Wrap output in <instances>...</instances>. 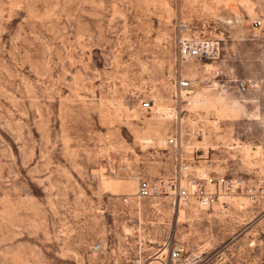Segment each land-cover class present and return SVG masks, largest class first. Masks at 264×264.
Listing matches in <instances>:
<instances>
[{"label":"rangeland","instance_id":"1","mask_svg":"<svg viewBox=\"0 0 264 264\" xmlns=\"http://www.w3.org/2000/svg\"><path fill=\"white\" fill-rule=\"evenodd\" d=\"M178 24L217 59L180 61ZM179 157L242 185L136 197ZM175 243L264 264V0H0V264H161Z\"/></svg>","mask_w":264,"mask_h":264},{"label":"built area","instance_id":"2","mask_svg":"<svg viewBox=\"0 0 264 264\" xmlns=\"http://www.w3.org/2000/svg\"><path fill=\"white\" fill-rule=\"evenodd\" d=\"M255 24L257 25L259 22H255ZM174 40L176 54L180 61L204 63L217 59V51L214 45L206 40L193 37L190 29L183 24L177 25ZM195 83L189 78L179 76L175 82L176 98L179 101L188 99V105L196 106L198 102L194 99ZM237 88L244 90L245 84L239 83ZM142 108L145 110L150 109V102L142 103ZM166 144L175 151L179 150L175 138L166 139ZM241 185L242 181L229 180L224 175L213 174L207 168H203L196 173L191 163L179 157L173 179H170V181H164L163 179L140 180L135 195L138 198H153L170 194L177 205L194 200L201 208H209L215 201L219 200L221 192L225 193L236 186L241 187ZM247 195L253 198L254 194L251 189L247 191ZM184 252V245L175 243L170 247L167 257L161 261V264H183L185 262Z\"/></svg>","mask_w":264,"mask_h":264},{"label":"bare ground","instance_id":"3","mask_svg":"<svg viewBox=\"0 0 264 264\" xmlns=\"http://www.w3.org/2000/svg\"><path fill=\"white\" fill-rule=\"evenodd\" d=\"M211 45H214V44L211 42ZM96 249H98V247Z\"/></svg>","mask_w":264,"mask_h":264}]
</instances>
